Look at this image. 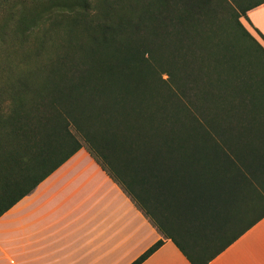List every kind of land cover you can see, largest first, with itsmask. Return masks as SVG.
<instances>
[{
    "label": "trees",
    "instance_id": "16d2710c",
    "mask_svg": "<svg viewBox=\"0 0 264 264\" xmlns=\"http://www.w3.org/2000/svg\"><path fill=\"white\" fill-rule=\"evenodd\" d=\"M61 1L0 83V217L86 149L162 236L132 264L211 263L264 218V0Z\"/></svg>",
    "mask_w": 264,
    "mask_h": 264
},
{
    "label": "crops",
    "instance_id": "0c3cea01",
    "mask_svg": "<svg viewBox=\"0 0 264 264\" xmlns=\"http://www.w3.org/2000/svg\"><path fill=\"white\" fill-rule=\"evenodd\" d=\"M244 25L260 42L264 4ZM255 28V29H254ZM162 236L86 149L0 217V264H132ZM142 264H191L165 240ZM209 264H264V218Z\"/></svg>",
    "mask_w": 264,
    "mask_h": 264
},
{
    "label": "rangeland",
    "instance_id": "374dc122",
    "mask_svg": "<svg viewBox=\"0 0 264 264\" xmlns=\"http://www.w3.org/2000/svg\"><path fill=\"white\" fill-rule=\"evenodd\" d=\"M62 4L61 0H0V83L16 78L17 65L37 61L42 43L56 39L62 45L65 25L60 31L52 30L53 12ZM46 48L48 54L55 51L52 42Z\"/></svg>",
    "mask_w": 264,
    "mask_h": 264
}]
</instances>
